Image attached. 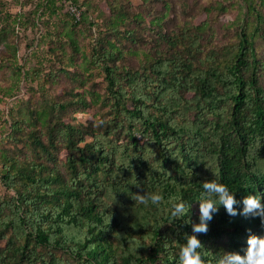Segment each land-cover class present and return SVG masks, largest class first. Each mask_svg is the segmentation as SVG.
<instances>
[{
    "label": "trees",
    "instance_id": "obj_1",
    "mask_svg": "<svg viewBox=\"0 0 264 264\" xmlns=\"http://www.w3.org/2000/svg\"><path fill=\"white\" fill-rule=\"evenodd\" d=\"M236 4L225 43L214 42L212 11L174 31L151 21L159 31L147 37L128 26L143 15L119 8L86 50L71 26L57 30L54 20L88 21L79 0H37V20H54L61 46L48 49L47 83L43 62L25 69L12 43L0 53V69L10 72L0 103L21 83L39 94L9 113L6 138L28 153L0 150V183L13 193L0 196V264H180L191 235L203 264H218L242 254L249 235H264L259 217L239 214L242 203L236 215L219 206L208 231L193 232L207 181L238 201L264 199V0ZM87 109L106 113L78 122ZM153 192L159 203L138 199ZM179 201L185 214L171 217Z\"/></svg>",
    "mask_w": 264,
    "mask_h": 264
},
{
    "label": "rangeland",
    "instance_id": "obj_2",
    "mask_svg": "<svg viewBox=\"0 0 264 264\" xmlns=\"http://www.w3.org/2000/svg\"><path fill=\"white\" fill-rule=\"evenodd\" d=\"M241 0H79L81 8L88 13L89 20L75 25L70 23L67 17L61 14L54 19L57 30H63L71 26L75 36L83 49L88 50L90 45L98 36L106 35V25L109 17H112L117 9H127L131 14H142L144 22L130 20L128 26L137 28L147 37L157 35L159 28L150 25L151 21L162 19L164 27L169 31H174L187 22L198 24L209 18L211 14V32L214 34L215 43H225L234 35L232 22L236 19L239 11L236 3ZM88 4L87 6L85 4ZM222 3L228 7L227 12L216 10V5ZM166 4L169 9H166ZM233 4V6H231ZM37 0H0V53L6 49V43H12L18 48L19 65L25 69L36 67L39 62H43V81L47 83L46 75L52 66V59L48 55L50 47H60L61 42L53 35L57 31L54 20L47 18L37 20L36 6ZM167 13V16L165 14ZM17 17V20L15 18ZM70 23V24H69ZM96 25V26H95ZM50 29L53 37H49L46 32ZM68 50V49H67ZM69 51V50H68ZM259 54L264 52V46L258 45ZM59 68V66H56ZM10 72L7 68L0 69V84H9ZM100 82V78L97 80ZM64 86H70L67 81H63ZM103 83L100 82L98 89L105 93ZM35 89L37 88L35 84ZM24 83L20 85V91L13 98L5 99L0 103V150H7L11 153L22 155L21 152L28 153L22 145L16 146L7 140L9 134V113L12 111L17 115L18 106L26 105L30 93H34L37 99L39 94L34 90L26 91ZM105 110L87 109L78 114V122H91L99 119ZM8 192L0 183V196H9Z\"/></svg>",
    "mask_w": 264,
    "mask_h": 264
},
{
    "label": "clouds",
    "instance_id": "obj_3",
    "mask_svg": "<svg viewBox=\"0 0 264 264\" xmlns=\"http://www.w3.org/2000/svg\"><path fill=\"white\" fill-rule=\"evenodd\" d=\"M204 193L199 201V220L198 224L193 225V232H207L209 222L214 214L223 206L230 215L238 214L237 207L234 205L243 204L239 214L244 216L259 217L264 223V199L250 194L243 201H238L228 187L216 180H210L203 184ZM142 203H147L150 199L153 203H159L163 197L158 192L150 194H137ZM186 204L183 201L172 205L171 217H181L185 214ZM201 241L196 235L187 238V242L180 248V264H203L201 253ZM226 253V252H225ZM218 264H264V235H249L246 245L241 253H226L219 259Z\"/></svg>",
    "mask_w": 264,
    "mask_h": 264
},
{
    "label": "built area",
    "instance_id": "obj_4",
    "mask_svg": "<svg viewBox=\"0 0 264 264\" xmlns=\"http://www.w3.org/2000/svg\"><path fill=\"white\" fill-rule=\"evenodd\" d=\"M70 15L76 20L80 21L82 18V12L76 6L69 7Z\"/></svg>",
    "mask_w": 264,
    "mask_h": 264
}]
</instances>
